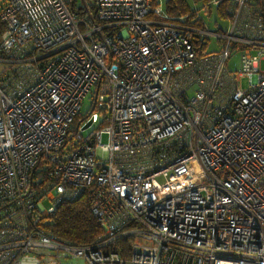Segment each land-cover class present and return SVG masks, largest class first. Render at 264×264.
Instances as JSON below:
<instances>
[{"label": "built area", "instance_id": "built-area-1", "mask_svg": "<svg viewBox=\"0 0 264 264\" xmlns=\"http://www.w3.org/2000/svg\"><path fill=\"white\" fill-rule=\"evenodd\" d=\"M80 1L0 0V264H264V0ZM80 196L88 244L48 228Z\"/></svg>", "mask_w": 264, "mask_h": 264}, {"label": "trees", "instance_id": "trees-1", "mask_svg": "<svg viewBox=\"0 0 264 264\" xmlns=\"http://www.w3.org/2000/svg\"><path fill=\"white\" fill-rule=\"evenodd\" d=\"M152 4L156 5L155 0H152ZM164 10L169 15L175 16L189 13L192 9L189 8L184 0H166ZM221 15H223V12ZM48 228L60 238L78 244L91 243L102 232L101 227L90 212L85 196L62 201L57 210L49 217ZM125 243L127 245V239L118 240L113 244L111 249L120 250L122 254H125L120 249V246L125 245Z\"/></svg>", "mask_w": 264, "mask_h": 264}, {"label": "rangeland", "instance_id": "rangeland-1", "mask_svg": "<svg viewBox=\"0 0 264 264\" xmlns=\"http://www.w3.org/2000/svg\"><path fill=\"white\" fill-rule=\"evenodd\" d=\"M184 1L189 6V8L193 9V8H199L200 6H202L205 0H184ZM79 3L81 4L80 0H79ZM165 3H166V0H158L157 2V4L163 8L165 7ZM210 8H211L210 15L202 13V17L207 22L208 27L212 30H215L218 27L222 29L226 28L228 25V20L226 18H223L224 12L222 10V7L215 5V4H211ZM222 12H223V15H221ZM218 48H219V45L216 39L214 37H211V39L209 40L207 44V48H206L207 51H213V50L217 51ZM237 61H238L237 55L232 54L227 63L228 67H230L231 69H238ZM261 68L264 69V61H262L261 63ZM240 83L242 87H246L247 78H242ZM93 98H94V88H92L91 92H89L82 100V104H81L82 113H85L88 109L91 108ZM102 139L105 140L106 139L105 136H103ZM72 262L74 264H83V262L79 258H73Z\"/></svg>", "mask_w": 264, "mask_h": 264}, {"label": "water", "instance_id": "water-1", "mask_svg": "<svg viewBox=\"0 0 264 264\" xmlns=\"http://www.w3.org/2000/svg\"><path fill=\"white\" fill-rule=\"evenodd\" d=\"M95 116H96V114L93 113V114H92V115L86 120V122L83 124V127L89 125V124L95 119Z\"/></svg>", "mask_w": 264, "mask_h": 264}]
</instances>
